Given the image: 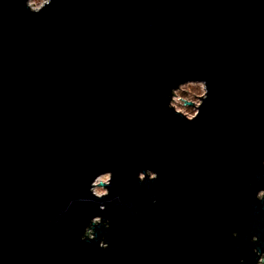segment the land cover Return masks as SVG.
I'll return each mask as SVG.
<instances>
[{
    "label": "water",
    "instance_id": "water-1",
    "mask_svg": "<svg viewBox=\"0 0 264 264\" xmlns=\"http://www.w3.org/2000/svg\"><path fill=\"white\" fill-rule=\"evenodd\" d=\"M188 79L191 122L168 107ZM260 187L264 0H0V264H256Z\"/></svg>",
    "mask_w": 264,
    "mask_h": 264
},
{
    "label": "clouds",
    "instance_id": "clouds-1",
    "mask_svg": "<svg viewBox=\"0 0 264 264\" xmlns=\"http://www.w3.org/2000/svg\"><path fill=\"white\" fill-rule=\"evenodd\" d=\"M52 0H25V6L33 13L41 12L46 6H49ZM208 88L207 82L203 79H188L180 81L176 86L170 89V100L168 101V107L174 110V113L180 115L191 122L196 119L200 114V108L203 106L204 100L207 99ZM137 178L140 182L146 180L158 179V173L151 168L141 170L138 172ZM113 180V173L111 170H105L97 173L90 182L89 191L92 197L97 200H103L110 196V185ZM255 198L258 201L264 202V187L257 189ZM91 199V198H81ZM114 200L117 203H121L119 196H116ZM111 202V201H109ZM72 202H69L71 205ZM99 208L101 211L106 210V204H100ZM63 211L61 212V215ZM59 217H57V220ZM103 224L105 228L111 227V221L105 220L101 215H94L90 218L86 226L84 227L83 233L80 236L82 241L95 240L96 239V226ZM233 236L237 233L233 232ZM252 242H257L259 237L253 235L251 237ZM99 247L107 249L109 243L105 239L99 241ZM253 252L258 256L256 264H264V251L260 248H253ZM241 264H244L243 258H241Z\"/></svg>",
    "mask_w": 264,
    "mask_h": 264
}]
</instances>
